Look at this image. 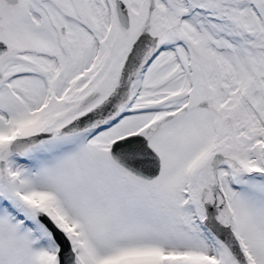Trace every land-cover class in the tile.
Here are the masks:
<instances>
[{
	"label": "snow or ice",
	"instance_id": "1",
	"mask_svg": "<svg viewBox=\"0 0 264 264\" xmlns=\"http://www.w3.org/2000/svg\"><path fill=\"white\" fill-rule=\"evenodd\" d=\"M0 264H264V0H0Z\"/></svg>",
	"mask_w": 264,
	"mask_h": 264
}]
</instances>
